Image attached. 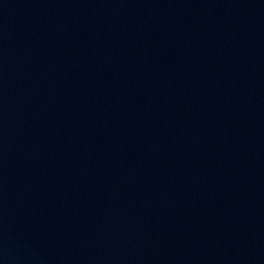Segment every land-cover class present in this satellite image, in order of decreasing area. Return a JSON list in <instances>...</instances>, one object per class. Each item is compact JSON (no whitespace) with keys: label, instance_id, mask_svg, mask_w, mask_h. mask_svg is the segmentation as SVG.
Listing matches in <instances>:
<instances>
[{"label":"water","instance_id":"water-1","mask_svg":"<svg viewBox=\"0 0 264 264\" xmlns=\"http://www.w3.org/2000/svg\"><path fill=\"white\" fill-rule=\"evenodd\" d=\"M0 264H264V0H0Z\"/></svg>","mask_w":264,"mask_h":264}]
</instances>
